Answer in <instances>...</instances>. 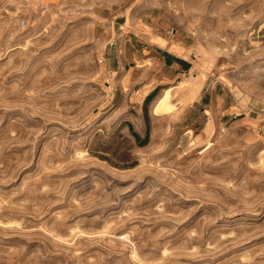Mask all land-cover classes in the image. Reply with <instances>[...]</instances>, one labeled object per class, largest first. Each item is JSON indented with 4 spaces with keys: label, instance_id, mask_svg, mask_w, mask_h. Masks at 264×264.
I'll use <instances>...</instances> for the list:
<instances>
[{
    "label": "rangeland",
    "instance_id": "rangeland-1",
    "mask_svg": "<svg viewBox=\"0 0 264 264\" xmlns=\"http://www.w3.org/2000/svg\"><path fill=\"white\" fill-rule=\"evenodd\" d=\"M0 264H264V0H0Z\"/></svg>",
    "mask_w": 264,
    "mask_h": 264
},
{
    "label": "crops",
    "instance_id": "crops-1",
    "mask_svg": "<svg viewBox=\"0 0 264 264\" xmlns=\"http://www.w3.org/2000/svg\"><path fill=\"white\" fill-rule=\"evenodd\" d=\"M156 47L158 50L157 52L159 55H161L164 64L171 69L183 72L189 71L191 69V61L185 57H181L169 49H166L165 46L156 45Z\"/></svg>",
    "mask_w": 264,
    "mask_h": 264
},
{
    "label": "bare ground",
    "instance_id": "bare-ground-1",
    "mask_svg": "<svg viewBox=\"0 0 264 264\" xmlns=\"http://www.w3.org/2000/svg\"><path fill=\"white\" fill-rule=\"evenodd\" d=\"M156 41H157L160 45L163 44V40H162L161 38H157ZM173 50H174V48H173ZM170 89H171V88H166V89L164 90V92H166V91L169 92ZM197 91H198V90H197ZM167 92H166V93H167ZM163 97H165V96H163ZM163 97H162V98H163ZM96 123H97V122L95 121V123H93V125H96ZM94 127H95V126H94Z\"/></svg>",
    "mask_w": 264,
    "mask_h": 264
}]
</instances>
